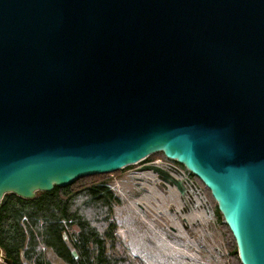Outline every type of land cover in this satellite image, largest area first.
Instances as JSON below:
<instances>
[{
    "label": "water",
    "instance_id": "95a60500",
    "mask_svg": "<svg viewBox=\"0 0 264 264\" xmlns=\"http://www.w3.org/2000/svg\"><path fill=\"white\" fill-rule=\"evenodd\" d=\"M158 151L264 264V0H0V206Z\"/></svg>",
    "mask_w": 264,
    "mask_h": 264
},
{
    "label": "rangeland",
    "instance_id": "374dc122",
    "mask_svg": "<svg viewBox=\"0 0 264 264\" xmlns=\"http://www.w3.org/2000/svg\"><path fill=\"white\" fill-rule=\"evenodd\" d=\"M145 163L170 171L183 183V194L174 186L163 185L151 170L139 171ZM188 172L158 151L148 161L81 178L94 176L86 180L107 181L119 199L120 203L112 208V217L116 234L130 257L136 256L144 264H152L150 260L156 264L150 255L154 252L167 264H231L228 242L231 248L233 243L216 202L201 180ZM77 230L72 226L71 235ZM153 246V251H149L147 247ZM46 257L53 264H64L49 250ZM0 264L5 263L0 260Z\"/></svg>",
    "mask_w": 264,
    "mask_h": 264
},
{
    "label": "trees",
    "instance_id": "16d2710c",
    "mask_svg": "<svg viewBox=\"0 0 264 264\" xmlns=\"http://www.w3.org/2000/svg\"><path fill=\"white\" fill-rule=\"evenodd\" d=\"M92 177L55 186L34 198L7 195L0 206V248L5 257L12 264H53L46 257L49 250L64 264H144L130 257L116 234L112 208L119 199L107 181L86 180ZM222 224L233 243L231 248L228 242L231 264H238L234 238ZM72 226L78 229L73 235Z\"/></svg>",
    "mask_w": 264,
    "mask_h": 264
},
{
    "label": "bare ground",
    "instance_id": "6f19581e",
    "mask_svg": "<svg viewBox=\"0 0 264 264\" xmlns=\"http://www.w3.org/2000/svg\"><path fill=\"white\" fill-rule=\"evenodd\" d=\"M145 205V204H144ZM150 207V206H149ZM151 207L153 208L154 207V203L151 205ZM158 217V216H157ZM151 243V242H150ZM152 244V243H151ZM152 245H154V244H152ZM155 246H153V247H147V248H149V251H153L152 250V248H154ZM151 248V249H150ZM156 253H154V252H152V254H150L151 255V257H152V259L154 260V262L156 263V264H167L166 262H163L160 258H159V256H157V255H155ZM183 259V258H182ZM179 260V259H178ZM177 260V261H178ZM184 260V259H183ZM150 263H152V264H154L153 263V261L152 260H150Z\"/></svg>",
    "mask_w": 264,
    "mask_h": 264
}]
</instances>
